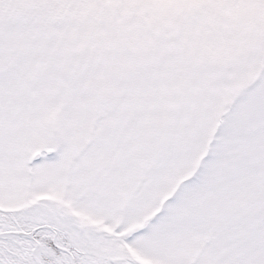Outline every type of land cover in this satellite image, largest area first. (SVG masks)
I'll use <instances>...</instances> for the list:
<instances>
[{
  "label": "snow or ice",
  "instance_id": "obj_1",
  "mask_svg": "<svg viewBox=\"0 0 264 264\" xmlns=\"http://www.w3.org/2000/svg\"><path fill=\"white\" fill-rule=\"evenodd\" d=\"M0 264H264V0H0Z\"/></svg>",
  "mask_w": 264,
  "mask_h": 264
}]
</instances>
